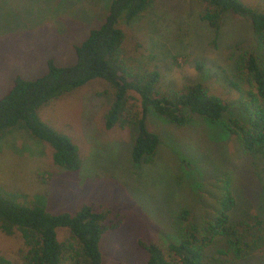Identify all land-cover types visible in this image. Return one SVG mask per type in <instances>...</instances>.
I'll return each mask as SVG.
<instances>
[{"label":"rangeland","instance_id":"obj_1","mask_svg":"<svg viewBox=\"0 0 264 264\" xmlns=\"http://www.w3.org/2000/svg\"><path fill=\"white\" fill-rule=\"evenodd\" d=\"M241 1L264 8V0ZM109 2L0 0V97L14 76L42 75L46 58L74 63L73 47L104 20ZM201 10L195 0H151L130 22L118 21L124 31L119 55L133 68L160 69L163 89L185 79L206 84L226 104L219 119L188 112L187 121L175 124L149 108L144 122L158 133L159 142L151 159L135 163V128L129 123L103 128L109 88L96 79L39 110L42 121L77 145L82 159L77 169L55 163L50 144L25 128L11 127L0 135V189L15 201L33 199L53 212H74L83 203L108 212L107 225L116 227L101 236L103 264H143L147 252L139 241L156 239L166 248L181 209L190 211L183 224L201 226L215 212L224 176L231 181L234 206L229 212L237 230L251 238L256 220L264 230L263 183L239 138L248 118L241 105L248 87L236 72L239 56L247 52L264 65V43L257 41L248 17L224 13L215 29L201 18ZM199 62L202 70L196 67ZM130 94L127 119L141 110L138 95ZM57 237L67 241L70 231L60 228ZM222 242L206 246L205 264H264V246L237 260L220 254ZM19 246L17 236L0 229L1 255L14 258Z\"/></svg>","mask_w":264,"mask_h":264},{"label":"trees","instance_id":"obj_2","mask_svg":"<svg viewBox=\"0 0 264 264\" xmlns=\"http://www.w3.org/2000/svg\"><path fill=\"white\" fill-rule=\"evenodd\" d=\"M195 1L202 6L201 18L215 29L224 13L248 17L257 41L264 43V8L254 9L241 0ZM150 4L151 0H110L104 20L73 47L74 63L62 65L46 58L47 67L42 75L31 79L14 76L0 97V135L11 127L25 128L32 137L50 144L55 163L77 169L82 161L77 145L70 136L42 121L39 110L50 100L96 79L103 80L109 88L106 92L110 101L103 116V128L110 130L124 123L135 128L131 147V159L135 163L151 159L159 142L158 133L148 129L144 122L149 108L175 124L187 121L188 112L213 121L219 119L226 104L206 84L185 79L179 86L163 89L160 69L133 68L119 55L124 31L117 25L118 21L130 22ZM196 67L202 70L204 66L199 62ZM236 69L239 79L248 87L241 98L248 118L240 127V143L264 188V65L247 52L239 56ZM131 92L138 95L141 110L127 119ZM220 189L215 212L204 217L201 226L183 224L190 215L184 208L174 215V238L166 248L156 239L139 241L147 252L143 264H205L204 251L213 240L223 241L218 247L220 254L229 253L237 260L252 249L262 248L264 230L259 220L250 238L245 230H237L230 218L234 203L228 176H224ZM107 218V211L95 210L86 203L74 212H53L33 199L17 202L0 189V229L20 239L15 257L0 254V264H103L101 236L116 227L108 226ZM60 228L70 231V239H58Z\"/></svg>","mask_w":264,"mask_h":264}]
</instances>
